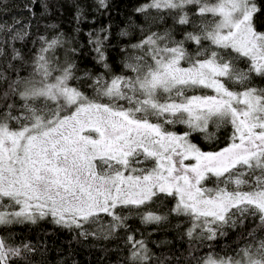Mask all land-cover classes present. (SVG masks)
Masks as SVG:
<instances>
[{"label":"snow or ice","instance_id":"1","mask_svg":"<svg viewBox=\"0 0 264 264\" xmlns=\"http://www.w3.org/2000/svg\"><path fill=\"white\" fill-rule=\"evenodd\" d=\"M60 5L61 0H27L32 19L22 29L19 20L0 22V33L24 39L32 20L39 25ZM90 5L100 12L109 3L71 0L77 33ZM262 6L264 0H147L136 12L145 14L149 27H140L146 34L128 46L133 54L124 64L132 75L114 73L108 62L110 25L87 33L103 69L98 74H78L71 57L79 49L64 33L39 36L28 75L10 78L0 70V226L51 218L85 239H109L124 230L128 264H164L143 238L136 239L128 223L133 215L142 225L186 217V236L201 242L216 241L227 235L225 228L252 217L259 223L247 233L250 242L231 255L208 243L207 252L193 256L190 242L189 256L194 264H264V238L256 237L264 230V86L254 83L264 81V31L253 24ZM165 18L172 28L151 31ZM176 26L182 39L173 35ZM57 50L64 52L62 62ZM12 59L24 62L15 49ZM81 81L88 82L83 90ZM210 123L232 129L218 151H203L190 140L193 132L213 138ZM177 124L188 130L166 127ZM147 162L152 166H140ZM210 179L215 187L204 184ZM161 196L174 200L167 214L147 210ZM85 225L99 227L90 232ZM36 251L31 242L9 243L0 235V264H32Z\"/></svg>","mask_w":264,"mask_h":264},{"label":"trees","instance_id":"2","mask_svg":"<svg viewBox=\"0 0 264 264\" xmlns=\"http://www.w3.org/2000/svg\"><path fill=\"white\" fill-rule=\"evenodd\" d=\"M146 2L147 0H108L107 10H101L100 12L94 11L93 6L90 5L86 13L88 19L78 25L80 31L77 33L71 0H61L59 9H52L46 18L40 20L39 25L36 24L35 20H32L31 27L27 29L28 35L24 39L12 40L6 32L0 33V40L5 41L0 43V47L4 49V54L0 55V70L4 71L10 78H15L16 73L21 76L28 75L31 71L32 58L41 46L38 37H51L58 32H62L66 39L71 40L70 46L79 49V54L71 57L78 65L80 70L78 74H81L84 70L98 74L103 69L93 59L95 54L88 44L87 33L110 25V36L106 45L108 62L111 64L114 73L132 75L131 71L124 67V64L127 62V57L133 54L128 46L138 42L146 34L141 33L140 27L146 29L149 27L144 18L145 14L136 12V9ZM26 4L27 0H0V8L3 9V11H0V22L11 25L19 20L21 23L16 27L22 29L23 25L32 19L31 14L25 7ZM34 11L39 14L40 8L38 5L34 7ZM151 15L155 16L156 13L152 12ZM50 24L57 25L58 28L48 29L45 27ZM253 24L257 31H264V10L254 16ZM172 27V20L165 18L162 23H153L151 31L163 32L165 28ZM122 31H127L129 35L122 36ZM181 31V26L175 27L173 32L175 39L183 38ZM34 41L36 42L34 43ZM185 46L189 48V51H192L191 45L186 44ZM65 47H68V45ZM13 49L24 57V62L12 59ZM55 54L62 62L64 59L63 50H57ZM9 64L12 65L11 68L8 67ZM240 66L244 67V64L241 63ZM87 83V81L79 82L82 90L87 87ZM254 83L264 86V81L258 79L254 80ZM88 94L91 95L90 90ZM208 94H211L210 91ZM166 127H168V130L177 133L188 130L185 125L180 124ZM231 132L230 126H222L217 129L214 124L210 123L207 133L211 134L213 138L205 139V133L193 132L190 140L203 151H218L229 142ZM140 166L151 167L152 164L147 162ZM204 184L210 188L216 186L213 179L206 180ZM220 186L223 187L224 185L221 184ZM228 187L231 189L233 186L229 185ZM173 204L174 200L172 198L161 196L147 210L167 214L168 209ZM123 214L127 215L128 213L125 210ZM108 220V217L101 215L102 224H107ZM128 223L132 232L135 233L136 239L143 238L155 257L163 260L164 264H194L189 256L190 242L192 247L196 249L192 253L193 256H201L207 252L208 243H212L214 250L221 255H231L232 250L237 245L243 246L245 243L250 242L247 233L256 228L259 221L249 217L242 226L235 229L225 228L227 235L218 237L213 242H201L195 238L190 241V238L185 234L190 223L186 217L182 216L169 215L167 221L162 222L160 225H142L139 218L133 215ZM98 227V225H85V228L90 232L96 231ZM140 233H143L142 237ZM0 235L8 238L9 243L31 242L37 249L36 253L29 257L32 264H128L129 246L125 242L128 233L124 230L109 239L93 236H88L85 239L79 235L78 230L55 225L49 218L39 221L37 224L0 226ZM256 237L258 239L264 238V230H258ZM165 257L169 259H165ZM153 264H158V261L154 259Z\"/></svg>","mask_w":264,"mask_h":264},{"label":"rangeland","instance_id":"3","mask_svg":"<svg viewBox=\"0 0 264 264\" xmlns=\"http://www.w3.org/2000/svg\"><path fill=\"white\" fill-rule=\"evenodd\" d=\"M190 162H194V161H186L185 163H190ZM229 190H230V191L233 190V187H232L231 189H229ZM242 190L247 191L248 189L245 187V188H243Z\"/></svg>","mask_w":264,"mask_h":264}]
</instances>
